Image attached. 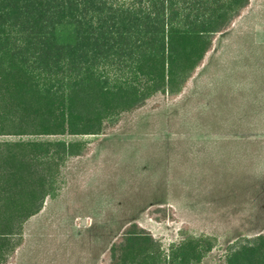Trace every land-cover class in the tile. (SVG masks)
<instances>
[{
    "label": "rangeland",
    "instance_id": "1",
    "mask_svg": "<svg viewBox=\"0 0 264 264\" xmlns=\"http://www.w3.org/2000/svg\"><path fill=\"white\" fill-rule=\"evenodd\" d=\"M45 140L77 143L81 153L63 160L53 195L0 264H108L133 223L159 242L163 258L194 237L211 246L199 264H226L264 233V0H251L216 36L176 99L157 94L99 135L0 136Z\"/></svg>",
    "mask_w": 264,
    "mask_h": 264
},
{
    "label": "trees",
    "instance_id": "2",
    "mask_svg": "<svg viewBox=\"0 0 264 264\" xmlns=\"http://www.w3.org/2000/svg\"><path fill=\"white\" fill-rule=\"evenodd\" d=\"M251 0H0V136L99 135L157 94L176 99ZM63 140L0 142V261L54 193L58 168L80 155ZM50 168L53 174L46 172ZM188 237L167 258L133 223L108 264H199L211 246ZM226 264H264V233Z\"/></svg>",
    "mask_w": 264,
    "mask_h": 264
},
{
    "label": "crops",
    "instance_id": "3",
    "mask_svg": "<svg viewBox=\"0 0 264 264\" xmlns=\"http://www.w3.org/2000/svg\"><path fill=\"white\" fill-rule=\"evenodd\" d=\"M235 23V22H234ZM205 59V58H204ZM229 91V90H228ZM231 91H233V89H231ZM205 114H207L206 112H203V114L202 115H205Z\"/></svg>",
    "mask_w": 264,
    "mask_h": 264
}]
</instances>
